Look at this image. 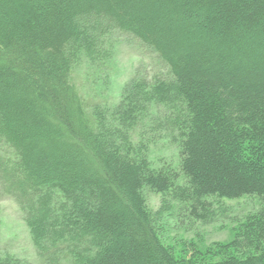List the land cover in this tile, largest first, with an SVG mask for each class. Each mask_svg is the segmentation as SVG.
<instances>
[{
    "label": "trees",
    "instance_id": "1",
    "mask_svg": "<svg viewBox=\"0 0 264 264\" xmlns=\"http://www.w3.org/2000/svg\"><path fill=\"white\" fill-rule=\"evenodd\" d=\"M111 31L165 70L113 114L70 81L74 48ZM157 131L176 170L146 159ZM244 198L258 209L226 245L175 254L159 237L165 216L212 224ZM0 199L40 264H264V0H0Z\"/></svg>",
    "mask_w": 264,
    "mask_h": 264
},
{
    "label": "rangeland",
    "instance_id": "2",
    "mask_svg": "<svg viewBox=\"0 0 264 264\" xmlns=\"http://www.w3.org/2000/svg\"><path fill=\"white\" fill-rule=\"evenodd\" d=\"M92 38L88 49L78 45L74 48L70 73L71 84L83 105L90 110L101 106L113 114L121 103L123 91L129 94L137 79L149 82L165 72L154 55H148L135 40L118 31L97 34ZM148 137H141L139 141H142L141 146L146 151L150 166L156 170H176L180 162L177 141L166 138L158 131ZM143 198L150 212L157 211L160 205L158 194L145 188ZM223 204L230 207V215L212 224H200L185 217H163L158 224L161 241L175 254H180V248L189 251L188 246L182 245L184 243H191L200 251L228 244L242 219L258 209V202L244 198L224 200ZM5 254L25 260L28 264H40L22 214L13 201L0 199V256Z\"/></svg>",
    "mask_w": 264,
    "mask_h": 264
}]
</instances>
